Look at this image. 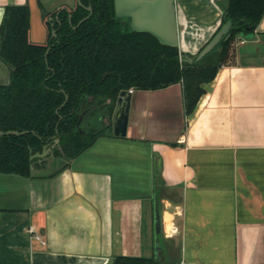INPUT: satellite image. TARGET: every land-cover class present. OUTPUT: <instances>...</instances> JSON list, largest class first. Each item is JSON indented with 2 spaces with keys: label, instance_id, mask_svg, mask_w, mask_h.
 Instances as JSON below:
<instances>
[{
  "label": "crops",
  "instance_id": "0c3cea01",
  "mask_svg": "<svg viewBox=\"0 0 264 264\" xmlns=\"http://www.w3.org/2000/svg\"><path fill=\"white\" fill-rule=\"evenodd\" d=\"M76 2L0 0V23L5 5L26 3L30 40L43 42L44 17ZM174 2L178 47L196 54L222 24L226 0ZM242 41L191 114L180 82L130 88L125 136L111 129L69 161L34 156L29 177L0 173V264H113L117 255L264 264V15L252 45ZM9 80L0 59V84Z\"/></svg>",
  "mask_w": 264,
  "mask_h": 264
},
{
  "label": "trees",
  "instance_id": "16d2710c",
  "mask_svg": "<svg viewBox=\"0 0 264 264\" xmlns=\"http://www.w3.org/2000/svg\"><path fill=\"white\" fill-rule=\"evenodd\" d=\"M87 6L92 8L90 16L74 28L88 15ZM224 11L222 23L232 22L227 35L199 61L188 63L180 54H193L161 44L154 35L134 31L116 17L114 0H81L69 11L62 9L56 19L57 10L51 12L54 26L45 22V42L30 40L28 4L5 5L0 59L10 68V80L0 84V173L29 177L30 165L38 159L30 155L41 152L45 143L56 158L76 157L97 136L111 132V113L124 88L155 90L180 82L185 115L191 114L205 85L234 53L236 38L261 22L264 0H226ZM88 107L87 118L103 109L107 123L99 129L91 123L77 129V111ZM10 130L20 133H6ZM113 264L160 262L117 255Z\"/></svg>",
  "mask_w": 264,
  "mask_h": 264
},
{
  "label": "water",
  "instance_id": "95a60500",
  "mask_svg": "<svg viewBox=\"0 0 264 264\" xmlns=\"http://www.w3.org/2000/svg\"><path fill=\"white\" fill-rule=\"evenodd\" d=\"M87 9L89 14L82 18L76 26L81 24L90 16L92 12L91 6H87ZM223 13L226 14L225 11ZM114 14L118 18H128L129 25L134 31L148 32L154 35L161 44L179 46V30L174 0H114ZM231 27V20L223 22L196 54L188 56L185 53H181L179 56L180 60L187 61L188 63L199 61L203 56L217 46L220 40L227 35ZM251 29L252 28L249 27L248 31ZM131 96L132 91L126 88L121 89L118 93L114 109L111 113V126L115 136L126 135ZM67 98L68 95L66 94L65 100ZM88 109H90V107L82 111H77V129H81L83 125L85 126L84 123L87 124V122H85V118ZM6 133L18 134L20 132L17 130H10ZM0 134H3V132L0 131ZM55 141L57 142L58 138H55ZM49 151L50 146L45 143L42 151L31 154L30 159L34 156L42 159V157L48 154ZM30 169H33L32 165H30ZM153 228L155 242L159 245L160 217L156 198L154 202Z\"/></svg>",
  "mask_w": 264,
  "mask_h": 264
},
{
  "label": "rangeland",
  "instance_id": "374dc122",
  "mask_svg": "<svg viewBox=\"0 0 264 264\" xmlns=\"http://www.w3.org/2000/svg\"><path fill=\"white\" fill-rule=\"evenodd\" d=\"M252 37H253V31L239 35L237 38H239V39L243 38V40H245V41L243 42L242 46L239 45L238 47L242 48L244 45L251 46L252 45L251 44V38ZM259 45H260L259 48L262 50L263 48L261 45H264V43H260ZM260 56H261L260 54L256 55V57H260ZM247 58H250V57H248L247 55L242 56V59H247ZM107 119H108L107 115L105 113H103L102 110L97 109L93 115L89 116V118L86 117L85 121L87 123H91L93 125V127H96L97 129H99L100 127H102L104 124L107 123ZM160 243L161 242H159V244ZM161 245L163 246V243H161ZM173 257L174 256L172 255L164 263L165 264H171L173 261Z\"/></svg>",
  "mask_w": 264,
  "mask_h": 264
},
{
  "label": "built area",
  "instance_id": "2783aa9c",
  "mask_svg": "<svg viewBox=\"0 0 264 264\" xmlns=\"http://www.w3.org/2000/svg\"><path fill=\"white\" fill-rule=\"evenodd\" d=\"M243 42V41H242ZM132 91V89H130ZM177 229H174L173 231H176ZM28 231L30 232L31 234V237L38 240L41 244H45V240L43 239V237L34 231V229L32 227H30L28 229ZM175 264H208V263H205V262H199V261H196V260H188V259H185V258H180L176 261Z\"/></svg>",
  "mask_w": 264,
  "mask_h": 264
},
{
  "label": "flooded vegetation",
  "instance_id": "af4514ba",
  "mask_svg": "<svg viewBox=\"0 0 264 264\" xmlns=\"http://www.w3.org/2000/svg\"><path fill=\"white\" fill-rule=\"evenodd\" d=\"M39 3H40V1H39ZM76 3H79V4H81V0L80 1H78L77 0V2ZM75 3V4H76ZM39 6H41V4L39 5ZM75 6V5H74ZM73 6V7H74ZM73 7H71V8H73ZM71 8H69V9H67V8H61V7H59L58 9H56L57 10V12H56V14H55V19L57 18V16H58V13L62 10V9H67L68 11L71 9ZM41 9H43L42 7H41ZM56 10H54V11H56ZM53 12V11H52ZM51 13H49L48 15H46L45 17H44V21L46 22V21H51L52 20V17H51V15H50ZM89 14V13H88ZM49 18H51L50 20H48ZM84 18V17H83ZM123 19V21H127L128 23H129V19L128 18H122ZM80 21V20H79ZM78 21V22H79ZM44 22V23H45ZM77 25V24H76ZM76 25H74L73 27L74 28H76L77 26ZM80 25V24H79ZM78 25V26H79ZM51 26L53 27L54 26V22L53 21H51ZM130 26V25H129ZM45 27H46V23H45ZM46 30H47V27H46ZM51 34H52V36L54 37V36H56V29L55 28H53L52 29V31H51ZM46 39H47V35H46V38H45V40L43 41V42H45L46 41ZM48 50H49V48H47V50H46V52H45V54L48 52ZM67 100V99H66ZM65 100V101H66ZM64 101V102H65ZM48 144V143H47ZM34 158V157H33ZM62 161L64 160L63 158H60ZM65 161V160H64Z\"/></svg>",
  "mask_w": 264,
  "mask_h": 264
},
{
  "label": "bare ground",
  "instance_id": "6f19581e",
  "mask_svg": "<svg viewBox=\"0 0 264 264\" xmlns=\"http://www.w3.org/2000/svg\"><path fill=\"white\" fill-rule=\"evenodd\" d=\"M170 222V221H169Z\"/></svg>",
  "mask_w": 264,
  "mask_h": 264
}]
</instances>
